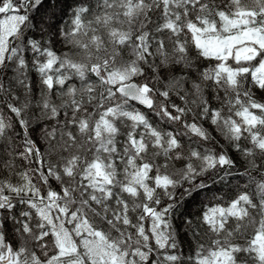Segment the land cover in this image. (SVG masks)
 <instances>
[{
    "label": "snow or ice",
    "instance_id": "obj_1",
    "mask_svg": "<svg viewBox=\"0 0 264 264\" xmlns=\"http://www.w3.org/2000/svg\"><path fill=\"white\" fill-rule=\"evenodd\" d=\"M0 164V264H264V0H0Z\"/></svg>",
    "mask_w": 264,
    "mask_h": 264
},
{
    "label": "trees",
    "instance_id": "obj_2",
    "mask_svg": "<svg viewBox=\"0 0 264 264\" xmlns=\"http://www.w3.org/2000/svg\"><path fill=\"white\" fill-rule=\"evenodd\" d=\"M0 174H3V167H2V164H0ZM190 207L191 208H194L195 205H191V202H190ZM180 228H181V234L179 236V240L180 241H185V240H188V241H191V237L188 236L187 232L185 230H183V226L180 225ZM198 240H201V242L207 244L208 240H207V237L206 236H200V237H197ZM185 254H187V250L185 249Z\"/></svg>",
    "mask_w": 264,
    "mask_h": 264
}]
</instances>
